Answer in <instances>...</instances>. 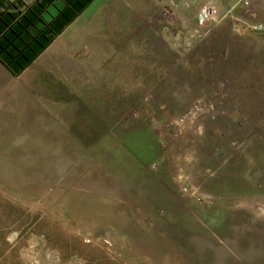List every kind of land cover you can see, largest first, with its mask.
Masks as SVG:
<instances>
[{"label":"rangeland","instance_id":"rangeland-1","mask_svg":"<svg viewBox=\"0 0 264 264\" xmlns=\"http://www.w3.org/2000/svg\"><path fill=\"white\" fill-rule=\"evenodd\" d=\"M39 56L0 97V264H264V0H95Z\"/></svg>","mask_w":264,"mask_h":264},{"label":"trees","instance_id":"trees-1","mask_svg":"<svg viewBox=\"0 0 264 264\" xmlns=\"http://www.w3.org/2000/svg\"><path fill=\"white\" fill-rule=\"evenodd\" d=\"M43 0L28 8L20 17L14 14H0V63L13 76H19L49 46L53 38L71 23L92 0H65L51 26L43 25L36 30L35 23H41L39 14Z\"/></svg>","mask_w":264,"mask_h":264},{"label":"crops","instance_id":"crops-1","mask_svg":"<svg viewBox=\"0 0 264 264\" xmlns=\"http://www.w3.org/2000/svg\"><path fill=\"white\" fill-rule=\"evenodd\" d=\"M57 1H59L62 6L61 7H57L55 5V3H57ZM64 1L65 0H49L48 2H46L43 5V9L41 10L39 16L42 19L41 23H35V28L36 30H42L43 29V25H50L52 24V22L55 20V18L57 17L58 13L63 9L64 7ZM95 0H92L76 17L75 19L69 23L60 34H62L66 28H68L71 24H74L78 21V19H80V16H82V14L84 13L85 10H87V7L94 2ZM43 2V0H35L31 5H28L27 3H25L24 0H0V14H14L17 15L18 17H20V15H22L28 8H32L34 6H36L38 3ZM51 7H53L55 9V14H49L48 9H50ZM48 14V15H47ZM47 15V16H46ZM47 18V19H46ZM99 17L96 16L95 19H98ZM59 34V35H60ZM55 36L53 38V40L51 41V43L59 36ZM51 43L49 44V46L51 45ZM44 52V51H43ZM40 56H38L39 58ZM22 75V73H21ZM19 76H13L9 70L0 63V97H4V90H8L9 89V83H10V79H16L19 78ZM261 101V99H260ZM262 112L261 115H259V120H261V125H259L260 128L264 129V110L260 111ZM263 132V137H260L258 139L260 145H264V130ZM263 143V144H262ZM263 153H264V147H263ZM253 188L251 190L252 193L254 194H259V193H263L264 194V174L262 176V178L260 180H258V183H253ZM261 196V195H260ZM264 197V195H263ZM262 197V198H263Z\"/></svg>","mask_w":264,"mask_h":264}]
</instances>
